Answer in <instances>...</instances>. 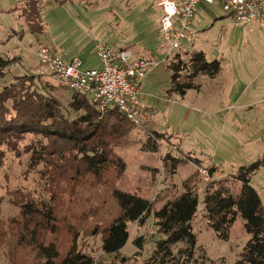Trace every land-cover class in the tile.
<instances>
[{
    "label": "rangeland",
    "instance_id": "obj_1",
    "mask_svg": "<svg viewBox=\"0 0 264 264\" xmlns=\"http://www.w3.org/2000/svg\"><path fill=\"white\" fill-rule=\"evenodd\" d=\"M31 1L42 7L43 34L33 32L40 31L38 22L32 25V30L29 27L27 0H0V56L11 60L0 86L29 75L40 91L56 96L67 115L73 92L39 65L40 46L49 47L64 59L79 57L85 67L98 66L97 42L109 43L116 49L139 51L137 54L145 58H149L150 52L159 63L141 85L145 104L151 108L146 122L135 126L115 146L116 154L127 164L117 189L148 200L152 213L143 225H129L130 237L118 259L102 255L101 235L92 236L91 229L86 234L80 233V248L100 264H153L151 258L157 243L166 238L157 233L154 211L181 193L183 182L198 172L202 180L200 205L193 221L198 261L192 264H203V254L214 264H235L250 239L245 221L238 218L229 241H221L208 225L202 201L211 183L207 169L217 166L219 171L214 180H219L264 156V28L256 22L237 23L219 4L201 5L197 13L200 21L196 19L194 24V29L201 31L199 37L185 44L180 52L187 53L183 55L185 60L193 53L204 52L208 62H221V71L214 79L199 76L195 83L200 89H191L182 97L169 94L171 72L167 66L174 55L167 59V46L160 33L159 0ZM156 133L161 136L156 142L159 151L153 152L146 149V144L149 137H157ZM38 141L40 137L28 135L17 153L6 152L0 168V219L20 215L15 201L23 194L45 201L52 197L47 177L43 179L42 167L29 168L30 145ZM168 155L180 160L175 174L171 172L172 159L166 161ZM86 176L74 174L72 185L65 184L75 190L72 214H84L90 207L100 215L115 211L111 200L105 206L100 202L103 189L90 179L85 182ZM251 185L264 206L263 167L252 177ZM241 187L240 183L235 185L236 195ZM68 200L60 199L61 211L70 206V203L66 206ZM140 237L144 238L142 251L135 243ZM180 248L181 245L175 248L176 254ZM0 264H8L4 248H0Z\"/></svg>",
    "mask_w": 264,
    "mask_h": 264
},
{
    "label": "trees",
    "instance_id": "obj_2",
    "mask_svg": "<svg viewBox=\"0 0 264 264\" xmlns=\"http://www.w3.org/2000/svg\"><path fill=\"white\" fill-rule=\"evenodd\" d=\"M27 2L29 27L32 30V25L38 22L40 31L33 32L43 34L42 7L37 2ZM184 54L176 53L167 66L171 72L169 94L182 97L191 89H200L195 83L199 76L214 79L221 71V62H208L204 52L193 53L187 60L183 58ZM9 67L11 60L0 56V81L7 76ZM64 109L56 96L40 91L29 75L0 86V168L6 152L17 153L20 143L28 135L40 137L38 143L30 145L29 168L42 167L43 179L47 177L52 195L45 201L23 194L15 201L20 215L0 219V248L6 250L8 264H100L98 259L80 248L78 242L80 233L86 234L89 229L92 236L101 235L102 255L118 259L130 237L129 225H143L152 213V204L148 200L117 189L127 164L116 154L115 146L133 131L135 125L117 107H102L81 92L72 94L67 114L70 116ZM156 135L153 139L149 137L146 144V149L153 152L159 151L156 142L161 136ZM170 159L173 161L171 172L175 174L180 160L168 155L166 161ZM262 167L264 156L219 180H214L219 171L217 166L206 171L211 183L205 189L202 203L209 227L221 241H229L231 229L241 217L250 236L235 264H264V206L251 185L252 177ZM74 174L88 175L85 182L90 179L91 183L100 186L103 189L100 202L105 206L111 200L115 211L108 210L100 215L90 207L84 214H72L75 190L65 184L72 183ZM201 181L195 172L183 182L181 193L154 211L157 233L166 238L157 243L151 258L153 264L198 261L195 259L198 239L193 221L200 205ZM238 183L242 187L236 195ZM60 199H70L65 212L60 209ZM135 243L142 251L144 238H138ZM178 245L181 248L176 254ZM202 259L203 264L208 261L214 264L205 254Z\"/></svg>",
    "mask_w": 264,
    "mask_h": 264
},
{
    "label": "built area",
    "instance_id": "obj_3",
    "mask_svg": "<svg viewBox=\"0 0 264 264\" xmlns=\"http://www.w3.org/2000/svg\"><path fill=\"white\" fill-rule=\"evenodd\" d=\"M214 4H220L239 24L256 22L264 28V0H165L160 4V33L167 46V59L199 37L193 21L201 5ZM95 54L98 66L92 68H84L80 58L68 61L45 45L39 47L37 59L69 90L91 96L102 107H117L135 126H142L148 108L141 85L159 63L101 42L97 43Z\"/></svg>",
    "mask_w": 264,
    "mask_h": 264
},
{
    "label": "crops",
    "instance_id": "obj_4",
    "mask_svg": "<svg viewBox=\"0 0 264 264\" xmlns=\"http://www.w3.org/2000/svg\"><path fill=\"white\" fill-rule=\"evenodd\" d=\"M163 1H165V0H159L158 1V6L160 7V4L163 2ZM175 1H177V0H175ZM211 6V5H210ZM205 7H209V6H205ZM161 8V7H160ZM201 8V7H200ZM199 8V9H200ZM162 11V10H161ZM162 16H163V13H162ZM161 19H162V17H161ZM196 19H198L199 21H200V19L197 17V15H196V17H195V19H194V21H193V27H194V24H195V21H196ZM161 23V22H160ZM197 29V28H196ZM197 31L199 32V34H200V30L199 29H197ZM98 43V42H97ZM97 43H96V45H97ZM107 44H109V43H107ZM96 45H95V48H96ZM112 46V45H111ZM126 48V47H125ZM129 50H131L132 52H133V54L136 56V57H140L141 55H139V54H137V53H139V51H137V52H135V51H133L132 49H129ZM53 51V50H52ZM54 52H56V51H54ZM57 53V52H56ZM149 54V58H145V57H140V58H144V59H148V60H154V61H156L155 59L156 58H153V56H152V54L150 53V52H148ZM73 58H79V57H71V58H69V59H66V60H71V59H73ZM151 58V59H150ZM82 60V59H81ZM82 62H83V60H82ZM83 67L84 68H92V67H85V65H84V62H83ZM145 81V80H144ZM142 92V91H141ZM147 97V96H146ZM148 108V107H147ZM150 110H151V108H148L147 109V113H149L150 112Z\"/></svg>",
    "mask_w": 264,
    "mask_h": 264
}]
</instances>
